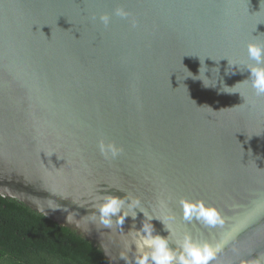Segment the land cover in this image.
Segmentation results:
<instances>
[{
  "label": "water",
  "instance_id": "water-1",
  "mask_svg": "<svg viewBox=\"0 0 264 264\" xmlns=\"http://www.w3.org/2000/svg\"><path fill=\"white\" fill-rule=\"evenodd\" d=\"M249 43L264 46L261 0H0V194L109 264H125L145 217L170 250L188 235L223 241L219 264H264V97L240 83ZM101 140L122 152L105 159ZM96 195L136 197L145 217L104 227ZM181 199L224 225L185 220Z\"/></svg>",
  "mask_w": 264,
  "mask_h": 264
},
{
  "label": "clouds",
  "instance_id": "clouds-1",
  "mask_svg": "<svg viewBox=\"0 0 264 264\" xmlns=\"http://www.w3.org/2000/svg\"><path fill=\"white\" fill-rule=\"evenodd\" d=\"M261 2H264V0H261ZM115 15L126 18L128 13L122 9H117ZM109 19L107 15L100 17V21L105 25L108 24ZM247 56L248 59L254 63L246 65L245 69L248 70L250 75L248 79L240 83L250 82V87L253 89L254 95L256 97H264V46L249 43L247 45ZM233 66L237 65H229V67ZM205 79L207 78L205 77ZM235 86L224 87L231 89ZM98 148L100 154L104 156L105 159H114L122 152V149L118 148L114 143L106 144L103 140L98 142ZM2 198L4 197L0 194V199ZM126 201L128 202L126 203ZM53 205L54 206L51 208L55 209L58 207L55 204ZM180 205L183 218L187 221L195 218L209 227H222L225 223L223 217L216 208L206 206L202 201L189 202L181 199ZM93 207L95 208V213H98V215L95 213L91 215L94 220H98L101 225L107 228H111L113 224L121 227L127 217L131 216L133 220L136 218L134 209L139 208L140 210V200L136 197H129L128 195L123 199L111 195H96V203ZM65 211L67 210L65 209ZM112 217L116 218L115 221H113ZM152 219L153 218L145 217L140 230L134 231L135 238L131 245L135 246V251L132 253L131 258H129L128 255V253L132 251L131 245L128 246L127 251H121L119 253V258L124 260L125 264H213V262L219 264V256L224 250L223 241H217L214 244H210L206 241L198 243L190 236L185 235L176 249L170 250L167 239L161 238L159 235H153L154 229L150 223ZM168 219H174V217H168ZM66 220L68 223H73L74 214L70 213L66 217ZM165 229L168 231L166 227ZM240 264H260V260L259 258L253 261L241 260Z\"/></svg>",
  "mask_w": 264,
  "mask_h": 264
},
{
  "label": "trees",
  "instance_id": "trees-1",
  "mask_svg": "<svg viewBox=\"0 0 264 264\" xmlns=\"http://www.w3.org/2000/svg\"><path fill=\"white\" fill-rule=\"evenodd\" d=\"M0 264H109L94 243L9 198L0 199Z\"/></svg>",
  "mask_w": 264,
  "mask_h": 264
}]
</instances>
